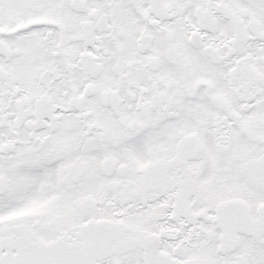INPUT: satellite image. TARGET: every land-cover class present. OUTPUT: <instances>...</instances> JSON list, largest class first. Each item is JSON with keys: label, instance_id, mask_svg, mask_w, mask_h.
<instances>
[{"label": "snow or ice", "instance_id": "6c2138e0", "mask_svg": "<svg viewBox=\"0 0 264 264\" xmlns=\"http://www.w3.org/2000/svg\"><path fill=\"white\" fill-rule=\"evenodd\" d=\"M0 264H264V0H0Z\"/></svg>", "mask_w": 264, "mask_h": 264}]
</instances>
